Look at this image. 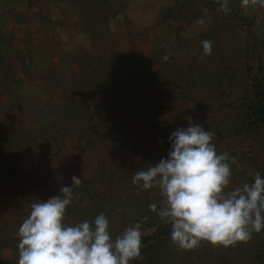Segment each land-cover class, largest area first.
I'll list each match as a JSON object with an SVG mask.
<instances>
[{
  "label": "rangeland",
  "instance_id": "obj_1",
  "mask_svg": "<svg viewBox=\"0 0 264 264\" xmlns=\"http://www.w3.org/2000/svg\"><path fill=\"white\" fill-rule=\"evenodd\" d=\"M223 2L0 0V144L22 146L31 134L41 142L45 131H54L69 146L68 166L55 168L50 183L27 173L0 178L16 197L0 192V264H17L16 233L30 205L71 187L76 165L83 183L73 188L65 224L91 223L104 213L113 238L137 222L143 234L153 233L157 220L140 215L150 204L159 208L161 197L134 185L132 176L167 157L169 136L188 127L189 118L216 133L218 154L235 157L230 188L253 183L249 170L264 178V128L245 127L241 110L232 107L249 91L248 67L264 59V7L245 10L241 0H226L225 12ZM205 40L213 42L211 55H203ZM97 99L115 108L108 128L118 130L117 139L104 131L77 134V105ZM75 139L81 148L72 146ZM25 159L39 170L53 165L20 156ZM189 252L166 236L152 258L157 264H264V229L235 246L203 241Z\"/></svg>",
  "mask_w": 264,
  "mask_h": 264
},
{
  "label": "clouds",
  "instance_id": "obj_2",
  "mask_svg": "<svg viewBox=\"0 0 264 264\" xmlns=\"http://www.w3.org/2000/svg\"><path fill=\"white\" fill-rule=\"evenodd\" d=\"M257 4L264 7V0H241L245 10ZM221 10L228 11L226 0ZM202 46L203 55H211L213 42L202 41ZM215 137V132L205 131L189 118L188 127L177 128L169 136L167 157L132 176V183L142 190L158 191L161 206L153 203L149 209L171 226V241L183 250L194 249L203 241L235 246L264 229V178L249 170L253 183L230 188L231 164L236 160L229 153H217ZM71 179L72 186H63L61 195L30 205L16 233L17 264H130L142 259L139 222L115 238L104 213L91 223H64L74 199L73 188L82 183L75 175Z\"/></svg>",
  "mask_w": 264,
  "mask_h": 264
},
{
  "label": "trees",
  "instance_id": "obj_3",
  "mask_svg": "<svg viewBox=\"0 0 264 264\" xmlns=\"http://www.w3.org/2000/svg\"><path fill=\"white\" fill-rule=\"evenodd\" d=\"M242 21L245 22V20ZM252 47L253 44L248 42L246 51L250 53L251 50L253 51ZM248 68L249 91L247 95L241 96L240 98H236L233 102L232 107L233 109L239 108L241 110V118L239 119V122L242 123L245 127L250 126L256 128L257 126H259L264 128V59L255 61V63L250 64ZM106 79L109 80L108 78ZM99 80L101 81L102 78H100ZM142 85H144L143 81L140 83V86ZM140 86L136 84L137 88H139ZM7 102L8 101H4L3 99V105L1 107L4 108ZM104 102L105 100L103 99H97V101L92 104H86L83 106L77 105L79 113V123L76 130L77 134L83 135L87 133H94L97 136H100L104 131L111 135V139H114L116 137L117 134H113V131L118 130L113 128L109 132L108 128L109 124L111 123L110 121H112L115 117V113L114 111H112L113 107L111 106L105 108L106 105H104ZM186 113L192 114V111L188 112L186 110ZM60 133L61 136L60 134H56L54 131H45L44 134L41 135V142H37V140H34L35 135L31 134L26 138L21 139V142L23 144L22 146L15 145L11 142H4L2 140V142L4 143L0 144V178L5 179V176H8L10 177L8 179H18V176H20V174L27 173L32 174L35 177H41L47 183L54 181L53 179L57 174H55L54 169L59 167L65 168L66 166H68L69 163V158L67 156V152H69L68 142L66 141V138L62 136L64 135L63 132ZM73 142L75 143V146L72 144L73 147H77V149L81 148V139H75L73 140ZM24 155H32L39 158L42 157L44 159V162L49 161L53 165L51 169H46L49 166L46 165L44 170H39L40 168H30V160H20V156ZM75 168L76 176L78 177L77 173L80 169V166L76 165ZM45 173L47 174L46 176ZM6 188H9L8 182H0L1 194H6V197H9L10 199H15L16 197L14 196V189L8 190ZM7 190L10 192H7ZM142 213L143 214L140 215L141 218H154L157 220L158 225L156 226V229L153 233H142V259L130 261V264H157L156 260L152 257H154L155 252H157V244L160 243L161 239L165 238L166 236H170L171 226L169 224H165L158 217L156 212H152L150 209ZM185 251H187L188 254L190 253L189 250ZM147 255L150 258L148 263H146V260L149 258H145ZM260 260L261 262H264V257H260Z\"/></svg>",
  "mask_w": 264,
  "mask_h": 264
}]
</instances>
